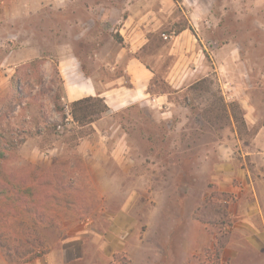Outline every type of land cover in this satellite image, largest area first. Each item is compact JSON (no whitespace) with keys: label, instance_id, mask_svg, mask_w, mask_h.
I'll list each match as a JSON object with an SVG mask.
<instances>
[{"label":"rangeland","instance_id":"obj_1","mask_svg":"<svg viewBox=\"0 0 264 264\" xmlns=\"http://www.w3.org/2000/svg\"><path fill=\"white\" fill-rule=\"evenodd\" d=\"M2 2L15 8L13 0ZM215 5L206 42L212 61L204 56L210 69L217 54L236 59L229 66L234 83L238 72L247 73L246 100L257 108L253 123L246 125L239 98H229L232 92L207 78L195 85L193 102L205 104L198 113L209 125H200L192 108L178 130L130 116L115 119L127 137L126 149L143 150L138 133L152 138V157L141 159L142 166L127 162L125 172L112 158L92 166L81 155V142L92 130L66 115L53 57L46 66L38 59L21 64L10 78L0 73V186L9 190L0 198V210L9 212V224L15 220L0 232L17 231L47 250L18 264H229L223 256L233 226L227 208L239 196L229 201L233 194L213 191L214 159L202 155L218 150L226 137L240 168L264 180L259 158L244 155L264 151V135L255 140L264 125V0H216ZM14 13L11 20L0 14V72L15 68L9 60L16 50L33 48L31 31L16 29ZM226 106L243 119L244 128L234 120L231 125ZM255 167L262 173H254ZM0 264L16 263L0 249Z\"/></svg>","mask_w":264,"mask_h":264},{"label":"crops","instance_id":"obj_2","mask_svg":"<svg viewBox=\"0 0 264 264\" xmlns=\"http://www.w3.org/2000/svg\"><path fill=\"white\" fill-rule=\"evenodd\" d=\"M215 2L13 0L15 8L2 2L0 14L11 20L15 11L16 29L31 31L33 48L16 50L14 60H9L15 68L7 66L0 73L10 78L21 64L38 59L46 66L50 63L48 57H53L65 105L100 98L107 107V112L90 124L92 133L82 140L81 155L90 158L92 166H101L112 158L125 172L127 162L128 166H142L141 159L152 157V138L138 133L143 150L135 146L126 149L127 137L115 119L130 116L138 122L152 120L154 125H171L178 130L187 120L189 109L198 113L205 108V104L193 102V94L195 85L207 78L217 80L223 90L232 92L229 98H239L246 125L248 120L253 123L257 108L246 100L247 73L238 72L239 80L234 83L229 66L236 59L217 54L215 68L210 69L204 56V52L208 53L212 61L206 42L216 21ZM196 92L201 93L199 88ZM222 93L227 104L228 97L225 91ZM226 109L228 120L234 125L229 107ZM197 113L200 125H209ZM262 135L264 125L255 140ZM107 142L113 146L107 148ZM227 142L222 137L218 150L202 155L214 159L210 175L213 191L239 196V201L227 208L233 226L223 256L229 264H264V180L252 176L249 168H240ZM244 155L252 161L259 158L258 166H264L260 163L264 162V151ZM258 168H254V173H262ZM237 184L242 185L240 190Z\"/></svg>","mask_w":264,"mask_h":264},{"label":"trees","instance_id":"obj_3","mask_svg":"<svg viewBox=\"0 0 264 264\" xmlns=\"http://www.w3.org/2000/svg\"><path fill=\"white\" fill-rule=\"evenodd\" d=\"M65 108L67 110L66 115H68L71 121L78 127L90 126V124L96 121L98 116L107 112V107L100 98L81 99L65 105ZM231 115L236 124L239 123L241 127H245L243 119H239L238 117V119H236L235 115L232 113V109ZM62 118L65 120L66 116L62 115ZM2 187L3 186H0V198L2 197V194L5 195L9 192V190ZM16 201L19 203L21 202L18 197L16 198ZM0 208H2L1 205ZM13 210L19 212V210H23V207L20 209V206L18 207V205H14ZM8 216L9 212H2L0 210V231L7 229L9 226L15 225L14 218H12V224L8 223V219L6 218ZM16 233L17 231L14 233L0 232V249L11 261H14L16 264L28 263L33 259L40 258L47 252V250L44 249L43 244L36 242L32 245L25 235Z\"/></svg>","mask_w":264,"mask_h":264},{"label":"built area","instance_id":"obj_4","mask_svg":"<svg viewBox=\"0 0 264 264\" xmlns=\"http://www.w3.org/2000/svg\"><path fill=\"white\" fill-rule=\"evenodd\" d=\"M228 200H229V201H234V200H236V195L233 194ZM228 203H229V202L226 201V200L223 201V204H224V205H226V204H228Z\"/></svg>","mask_w":264,"mask_h":264}]
</instances>
